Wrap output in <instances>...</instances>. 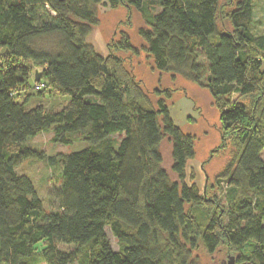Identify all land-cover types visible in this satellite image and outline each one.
Segmentation results:
<instances>
[{
    "label": "trees",
    "instance_id": "1",
    "mask_svg": "<svg viewBox=\"0 0 264 264\" xmlns=\"http://www.w3.org/2000/svg\"><path fill=\"white\" fill-rule=\"evenodd\" d=\"M148 2L0 0V264H200L192 255L200 247L219 264L228 256L264 264V35L252 32L253 0H158L157 14ZM119 7L142 18L137 35L157 72L209 94L221 146L234 150L219 175L222 212L186 183L194 138L172 122L170 94L153 105L118 57L86 43L100 9ZM52 35L60 51L34 47ZM115 48L137 54L122 32ZM46 92L69 103L56 112L32 106ZM42 133L54 145L79 135L90 146L46 155L28 145ZM165 138L176 182L162 167ZM29 159L59 169L58 211L46 212L33 182L16 173Z\"/></svg>",
    "mask_w": 264,
    "mask_h": 264
},
{
    "label": "rangeland",
    "instance_id": "2",
    "mask_svg": "<svg viewBox=\"0 0 264 264\" xmlns=\"http://www.w3.org/2000/svg\"><path fill=\"white\" fill-rule=\"evenodd\" d=\"M148 5L151 14L159 12L158 0H150ZM98 15L100 19L99 28L93 30L86 39V43L92 46L95 53L101 57L108 55L118 57L153 105L158 98L162 99L164 97V92V94H170V99L165 100V103L172 122L183 133L194 138L195 157L187 165L186 183H195L203 198L205 200H215L219 204L220 212H222L226 205L227 185L219 180V175L231 162L234 150L227 142L221 146L218 115L217 111L212 108L209 94L206 90L198 88L188 80L161 74L154 69L146 45L137 35V31L144 25L137 12L125 7H119L109 12H107V8H103L100 9ZM222 24L227 25L226 22L219 20L218 25L220 28H222ZM121 32L127 34L130 38L132 46L137 50L136 55L123 53L115 48ZM252 32L255 36L264 35V0H253ZM59 41L58 36L52 35L38 39L34 47L56 53L61 48ZM32 85L33 82L30 81V86ZM69 100L68 96L63 98L56 92H46L45 96L33 101L32 106L40 104L46 111L56 112L65 107ZM121 137L123 136H115L114 139L118 140ZM51 139L52 133H42L31 139L28 145L46 155L70 154L87 149L90 146L81 140L79 135L73 136L72 143L68 145H54ZM160 152L163 169L167 171L171 181L176 182L177 178L171 172V144L168 139L165 138L161 143ZM262 158L264 159V151ZM16 173L28 177L33 182L46 212L58 211V203L55 199V191L60 185L58 168H49L42 162L29 159L16 168ZM191 175H193L192 179ZM201 210V212H205L203 208ZM187 212H193L194 215L201 217L197 208L187 207ZM200 222L206 223L207 220H200ZM105 236L111 249L118 251V242L109 228H105ZM58 248L64 252L80 249L72 245H58ZM192 255L200 264H219L218 258H221L216 257L213 259L207 256L201 247L194 251Z\"/></svg>",
    "mask_w": 264,
    "mask_h": 264
},
{
    "label": "water",
    "instance_id": "3",
    "mask_svg": "<svg viewBox=\"0 0 264 264\" xmlns=\"http://www.w3.org/2000/svg\"><path fill=\"white\" fill-rule=\"evenodd\" d=\"M58 1H63V0H58ZM39 79V75L37 74V76H36V80H38ZM226 264H236V262H235V258L234 257H232V256H228L227 257V260H226ZM242 264H249V263H242Z\"/></svg>",
    "mask_w": 264,
    "mask_h": 264
},
{
    "label": "built area",
    "instance_id": "4",
    "mask_svg": "<svg viewBox=\"0 0 264 264\" xmlns=\"http://www.w3.org/2000/svg\"><path fill=\"white\" fill-rule=\"evenodd\" d=\"M36 89H38V87H36Z\"/></svg>",
    "mask_w": 264,
    "mask_h": 264
}]
</instances>
